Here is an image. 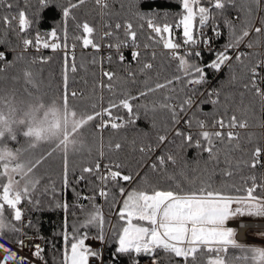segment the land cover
<instances>
[{"label":"trees","instance_id":"16d2710c","mask_svg":"<svg viewBox=\"0 0 264 264\" xmlns=\"http://www.w3.org/2000/svg\"><path fill=\"white\" fill-rule=\"evenodd\" d=\"M8 3L12 5L11 9L6 4L0 5V45L7 51L4 59L0 60V148L10 147L15 152V161L25 169L36 160L41 161L32 173L38 181L33 194L37 203L25 200L21 206L33 219L29 230L46 239L42 255L48 264H63L65 232L71 235L73 225H79L94 207L102 209L106 220L103 239L96 227L81 228L80 232L86 233V239L101 242L100 246L89 248L98 254L103 251L105 264H135L150 257L117 252V233L121 225L117 214L124 197L120 195L119 187L111 183L107 185L110 189L108 199L99 196L101 184L98 175L102 173L101 169L100 173L83 172L84 168H94L97 163H114L120 166L118 170L123 175L132 177L127 182L119 181V185L125 188V196L134 189L190 192L202 186L242 196L251 184L249 177L255 176L260 185L255 194L264 197V165L259 162L255 168L250 167L255 148L261 147L264 151V100L254 90L245 88L250 84L249 68L264 60V32L257 34L254 31L257 27L264 28V4L258 7L251 0H236L222 12L213 8L214 16L204 27L206 32L196 45L204 46L203 40L209 39L210 47H202L200 57H187L191 63L204 67L232 41L233 33L239 36L245 28L249 30V36L244 40L251 41L253 46L240 61L235 57L231 60L229 67L238 71L231 83L212 85L219 91L217 102L213 103L210 90H206L208 81L192 89L186 83L187 78L175 79L182 75L177 70L178 61L171 58L169 50L164 49L158 39H153L155 34L147 27V22L152 19L161 26L166 23L174 26L182 13L181 0H111L107 2L106 9H101L96 0H85L72 10L68 18L63 16V10L69 0H46L44 4L41 0H8ZM201 4L211 7L208 0H201ZM249 9H252L250 14ZM20 11L26 13L29 21L24 32H19L11 19L12 13L19 14ZM4 16L9 17L11 24L3 21ZM85 22L94 28L97 43L113 45L111 59L102 61L100 50L82 46L78 37L83 33L78 25ZM118 23L121 24L120 29L115 27ZM128 23L133 25L137 34L135 44L139 47V55L133 59L131 51H128L121 62L122 51L115 45L130 41L125 28ZM229 23L233 26L231 29ZM214 26L220 31L218 37L212 31ZM53 31L59 35L63 45H76L78 50L74 54L51 49L37 53L18 51L24 39L33 38L38 32L48 38ZM106 32L112 35L105 37ZM172 38L182 43V29L173 27ZM196 46L193 51H196ZM66 55L67 105L64 103ZM41 57L46 62H41ZM73 62L75 72L71 71ZM146 63L153 67L144 69ZM25 71L32 73L33 83L25 80ZM104 72L113 73V79L109 81ZM205 72L208 79L218 73L207 67ZM169 80L173 83L166 88L140 96L148 88H155L158 83L166 84ZM72 92L76 93L75 97ZM191 96L200 99L191 109L180 111L181 103ZM129 97H137L130 101L132 114L122 107L112 109L113 120L121 123L122 127L112 129L109 125L101 128V123L109 120L107 115L96 117L91 122L85 121L86 114L103 112L110 104L119 105L120 100ZM163 104L176 109L178 123L168 108L161 107ZM68 113L72 116L66 117ZM233 115L249 123V128L239 131V147L229 146L226 140L223 143L215 141V155L210 158L203 151L206 142L199 136L202 130L196 122L204 121L206 127H211L217 120H226ZM116 117L121 119L116 121ZM189 120L192 121L191 127L187 123ZM30 124L44 129L40 139L34 130H30ZM177 131L191 134L192 142L177 136ZM57 132L61 133L62 139L64 132L71 134L70 142L65 144L56 136ZM160 136L165 137L163 142ZM197 140L202 141L201 147H197ZM117 143L121 145L118 150L114 148ZM236 143L234 141L233 145ZM65 148L66 158L63 154ZM141 148L145 151H140ZM169 155L174 157L175 163L167 161ZM161 156L166 160L164 166L158 162ZM2 163L4 160L0 159V167ZM154 163L157 164L156 169L151 167ZM115 166L113 170H117ZM228 171L233 174L227 176ZM20 179L23 185V178ZM4 215L5 220L12 219L7 208ZM3 237L15 242L21 234L5 231ZM239 245L241 247L229 248L228 264H264V256L252 251L262 247L247 243ZM155 255L160 264H185L182 258L170 259L163 250H157ZM206 259L207 253H197L195 264H206ZM189 264H192L191 258Z\"/></svg>","mask_w":264,"mask_h":264},{"label":"snow or ice","instance_id":"6c2138e0","mask_svg":"<svg viewBox=\"0 0 264 264\" xmlns=\"http://www.w3.org/2000/svg\"><path fill=\"white\" fill-rule=\"evenodd\" d=\"M85 0H69L67 7L63 10V16L68 18L72 15V10L78 8L80 4H83ZM46 3V0H41V4ZM96 3L101 9L107 8V0H96ZM182 13L180 14L175 25L164 24L163 26L155 23L153 20L147 22V27L154 33L153 39H158V42L162 43L164 49L169 50V54L173 60L178 61L177 70L182 73L181 76L175 77L176 80L186 79L188 85H200L205 81L206 72L205 67L211 68L216 71H220L222 66L229 62L232 57L228 55V49L232 47H238L244 38L249 36V30L245 28L242 30L241 35L236 36L233 33L232 41L225 47L223 51L216 53V57L208 65L201 67L196 63H191L187 57L194 55L200 57V51H193V47L201 42V37L204 36L203 28L208 25L209 20L214 16L212 9L221 10L226 9L229 4H235L236 0H208V4L211 7H205L201 4V0H181ZM252 4L258 7L264 4V0H251ZM6 4L9 9L12 5L8 3V0H0V5ZM243 10V9H242ZM252 9H249V14ZM13 16L11 19H16ZM3 21L7 24H11L9 17H2ZM19 30L25 31L29 25V21L24 11H20L18 14ZM198 21V23H197ZM81 28L83 35L78 37L82 41L84 48L91 47L92 49L99 51L101 45L94 39V28L87 22L82 25H78ZM116 29L121 28V24L115 25ZM173 27L182 29L183 43L176 42L172 38ZM233 26L229 23V28ZM126 34L133 42L136 40V32L133 31V25L128 23L125 25ZM212 31L217 37L220 35L218 27H213ZM257 34L264 32V28L257 27L254 30ZM53 38L50 42L48 39H42L37 35L35 41L31 39H24L23 44L25 48L29 46H35L37 50L40 48L56 50L61 47V44L56 39V32H52ZM105 37L112 35L110 32H106ZM203 43L210 45L209 39H204ZM252 42L248 43V47H252ZM65 47H67L65 45ZM74 47V45H73ZM113 47V45H108ZM119 49L120 45H115ZM147 47V45H145ZM185 48V52L180 54L179 50ZM139 55L138 52H133V59ZM242 55V54H241ZM241 55H237L235 59L241 60ZM120 60L123 62L124 56L120 55ZM4 59V53H0V60ZM111 59V57H109ZM41 62H46L45 58H40ZM35 62V61H33ZM95 62V60H93ZM264 66V61H258L255 65L249 68L250 71V84H246L245 88L248 90H254L255 94L264 100V89L258 87L257 77L260 73L258 69ZM152 64L146 63L144 69H151ZM67 55L65 56V94L64 103L67 105ZM71 71H76V65L73 62L71 65ZM103 75L108 78L109 81L113 79V73L104 72ZM132 76V73H129ZM25 80L29 83H33V76L30 71L24 72ZM173 81L169 80L166 84H156L155 88H148L145 92H141L140 96H145L148 93L156 91L160 88H166L168 84H172ZM111 88V85H108ZM215 93H210L213 95ZM73 97L76 96L75 92H72ZM137 99V97H129L122 99L119 105L110 104L108 108H105L103 112H94L92 114H86L85 121L91 122L96 117L107 115L109 117L108 122L101 123L100 127L105 128L110 125L112 129H118L123 125L115 122L112 118V109L116 107H122L127 110L129 114L133 113V105L131 100ZM216 103V101H213ZM193 100L191 97L185 99L180 105V111H187L192 108ZM161 107L168 108L172 113V118L177 123L178 114L176 109L169 104H163ZM120 117H116L115 120H120ZM131 122V121H129ZM188 126H192V121L189 120ZM198 127L202 130L199 136L202 137V141L206 142V147H203V151L209 154L212 158L214 153L215 141L221 143L227 141L229 146L239 147L240 133L237 129H244L248 127L247 121L238 119L236 115L227 119V122L221 118L216 121L215 126L220 130L210 132L206 129L204 121L196 122ZM228 129L227 131H224ZM177 136H182L185 141L192 142V135H184V133L177 131ZM160 141H164L165 137L160 136ZM202 141L197 140V147L202 146ZM237 142L233 145V142ZM119 143L115 144L116 150L120 149ZM140 151H145L141 148ZM262 149L256 147L252 154V163L250 167L255 168L261 159ZM65 158L67 157V149L63 151ZM103 155V153H101ZM167 161L175 163L174 157L169 155ZM40 160H36L31 163L26 169L23 165L18 166L19 176L23 178L22 187L19 185V180L16 177H10L7 174V169L0 167V239L3 238L5 231L18 232L21 236H26L23 232L22 225L23 210L21 208L22 201L27 200L30 203H37L33 200V194L37 186V180L32 175L33 169L40 164ZM160 166L166 164V160L163 156L158 158ZM117 170H112L111 167L106 166L107 172L100 173V164H95V167L84 168L83 172L86 173H100L98 180L101 187L99 188V196L105 200L110 195V189L107 188L108 184H112L114 187H119V193L124 197L122 207L117 214L118 220L121 222L120 230L117 233L118 239V253H135L137 255L144 254L152 258V264H159V261L155 255L157 250H163L169 254V258H182L185 264H189L191 258L192 264H195L197 253H207L206 264H228V250L233 247H241L239 243L234 239L235 230L232 227H228L227 224L230 220L239 217H253L264 218V197L257 196L256 190L260 185L256 182V177L251 176L249 180L251 184L245 189V194L242 196H233L225 194L220 191L211 190L210 187H201L198 190L190 192H177L173 190H153L152 192L144 190H132L127 192L125 196V188L119 185V181H130L132 177L130 175H123L119 171V165L115 166ZM153 169L157 168V164H152ZM231 171L226 172L227 176H231ZM83 178V177H81ZM114 198V197H113ZM66 207V206H65ZM8 209L12 213V219L5 220V209ZM135 221V222H134ZM106 223L103 211L99 207H94L92 211L85 214V219L79 225H73V231L71 235L67 232L64 234L65 249H64V261L63 264H89L90 257L98 256V253L91 250L86 246L85 240L87 238L86 233L81 234L80 229L96 227L103 239V227ZM29 225L31 226L30 222ZM17 246L24 247V241L17 239L15 241ZM32 249V255L43 259V249L38 245H28ZM0 251H3L5 255L0 259V264H28L25 257H21L17 252L12 251L11 247L4 242H0ZM253 253L259 256H264V249L254 248Z\"/></svg>","mask_w":264,"mask_h":264},{"label":"built area","instance_id":"2783aa9c","mask_svg":"<svg viewBox=\"0 0 264 264\" xmlns=\"http://www.w3.org/2000/svg\"><path fill=\"white\" fill-rule=\"evenodd\" d=\"M108 1H111V0H107V2ZM13 16L17 17L16 19H13V20L15 21L17 30L19 32H21L19 30L18 14L17 13H12L11 18ZM203 32L205 34V32H206L205 28H203ZM37 35H39L42 39H48L50 42L53 39L51 36L46 38L41 32H38L33 38L30 37V38H27V39H31V40L35 41ZM56 39L61 44V47L56 49V50H58V51L63 50V51H66V52L68 51L71 54H74L78 50V47L76 45H74V47H73V45L71 47H68V46L65 47V45L62 44L61 38L59 37L58 34H56ZM248 43H249L248 40L245 39L238 47H235L230 52H228V55H230L232 57V59H233L237 55H241L242 54L241 58H243L244 54L247 53L252 48V47H248ZM202 47L203 48H208V47H210V45H208V46H206L205 44H204V46L198 45V46L195 47V50L196 51H201ZM89 48L92 49L91 47H89ZM48 49H51V48H48ZM48 49L40 48L39 50H37V48L35 46H29L28 48H25V46L23 44V41H22L21 46L19 47L18 51H20V52L37 53V52L46 51ZM138 49H139V47L131 39H130V41L127 44L120 45V47H119V50L122 51V55L124 56V58L127 57L128 51H131V54L133 55V52H137ZM99 50L102 53V61H107L109 59L110 55H111V48L108 47V45L103 44V45H101ZM184 51H185V48H181L179 50L180 54H182ZM0 53H4V56L7 53V51L1 45H0ZM231 60L229 62H227L224 66H222L221 70L218 71L217 75L214 78H209V79L207 77L205 78L204 82H206V81L209 82L206 90H210V93H215V94L212 95V102L213 101L217 102V97L219 96V91L217 89L213 88L212 85H221V86L227 85V84H229L230 81H232L233 77L235 76L236 69H232V68L229 67ZM258 71L260 73L259 78H258V82H257L258 83V87H260L261 89H264V66H262L260 69H258ZM231 75L232 76L234 75V76L232 78H230ZM204 82H202L201 84H203ZM198 86L199 85H189V87L192 88V89H195ZM191 98L193 100V105H192V107H193L198 102L200 97H195V96L192 97L191 96ZM225 121L227 122V119ZM263 123H264V121H263ZM215 124H213L211 127H206V128L209 129L210 131H213V132L217 131V130H220L218 127L215 126ZM247 124H248V127L244 128V129L249 128V123L247 122ZM227 130L228 129H225L224 131H227ZM241 130H243V129H237V131H241ZM260 163L264 165V151L263 150H262V153H261ZM106 166L111 167L112 170H113V167L115 166V164L114 163L106 164L104 162H101L100 163V169H101L102 173L106 174V172H107ZM21 208L23 210L22 206H21ZM23 220H24V223L22 224V228L24 229L23 232L26 233V236H21L20 239H22L24 241V245H25L24 247L20 248V247L17 246V243L11 242V241L5 239L4 237L2 239H0V242H4L7 245H9L11 247L12 251L17 252V254L19 256L25 257L27 259V261H28V264H48L44 260V258L40 259V258H37V257L33 256L32 255V249L30 247H28V245H36V244H38L43 249L44 246H45V243H46L45 237L44 236H38V235H36L35 233H33V232H31L29 230L30 227L33 224V219L30 216V214L25 212L24 210H23ZM237 221H238V223H235ZM29 222H30L31 226L29 225ZM235 222H234V224L237 227L238 232H239V229L241 227H245L246 228V233H247V230H249L251 228L264 229V219L241 218V219L236 220ZM237 237H238V233H237ZM238 239H241V238L238 237ZM254 245H256V244H254ZM258 245L260 247L264 248V244H257L256 246H258ZM4 255H5V253L3 251H0V259H2ZM42 257H43V255H42ZM157 259L159 261L158 257H157ZM89 264H105L103 251H102L101 254H98V256H96V257H90ZM135 264H152V258L149 257V258H145V259L139 260Z\"/></svg>","mask_w":264,"mask_h":264},{"label":"rangeland","instance_id":"374dc122","mask_svg":"<svg viewBox=\"0 0 264 264\" xmlns=\"http://www.w3.org/2000/svg\"><path fill=\"white\" fill-rule=\"evenodd\" d=\"M237 72L235 73V76L233 77L232 75L230 76V78L233 77L232 81L235 79L236 75H237ZM230 81V80H229ZM231 83V81L229 82ZM228 85V84H227ZM72 116V114H69L66 115V117L68 116L69 117ZM30 130H34V132L36 133V136L37 138H41L44 134V129H41L39 128V125L33 127L31 126L30 124ZM29 131V132H31ZM56 136L58 138H60L61 140H64L65 144H67V142H70L71 140V134H68L66 132H64V139H62L61 137V133H56ZM0 159H3L4 160V163H2V166L3 168L7 169V174L8 176L10 177H16L17 180H19V185L22 187V184H21V179H20V176H19V173L17 171L18 169V166H20L21 164L18 163L16 160V155H15V152L11 151V148L8 147L7 145H5L3 148H0ZM239 218H248V219H264V218H253V217H248V216H244V217H239ZM239 218H236V219H233V220H230L227 224L228 227H232L234 230H235V236H234V239L236 240L237 243H241V244H264V229H259V228H251L249 230H247V235L248 237L245 238V239H238L237 237V233H238V229L237 227L235 226L234 224V221L239 219ZM135 222V221H134ZM87 247H89L90 245H87ZM259 246V245H258ZM260 247V246H259ZM264 249V248H263Z\"/></svg>","mask_w":264,"mask_h":264},{"label":"crops","instance_id":"0c3cea01","mask_svg":"<svg viewBox=\"0 0 264 264\" xmlns=\"http://www.w3.org/2000/svg\"><path fill=\"white\" fill-rule=\"evenodd\" d=\"M239 219H241V218H239ZM237 220H238V219H237ZM235 221H236V220H235ZM235 221H234V222H235ZM85 244L90 245V246L97 247V246H100V245H101V242L98 241V240H95V239H91V238H89V239H86V240H85Z\"/></svg>","mask_w":264,"mask_h":264},{"label":"bare ground","instance_id":"6f19581e","mask_svg":"<svg viewBox=\"0 0 264 264\" xmlns=\"http://www.w3.org/2000/svg\"><path fill=\"white\" fill-rule=\"evenodd\" d=\"M235 223H238V221L235 222ZM248 223H249V222H248ZM248 223H247V224H248ZM245 224H246V223H245ZM238 237L241 238V239H244V238H247V237H248V235H247V233H246V228H245V227H241V228L239 229Z\"/></svg>","mask_w":264,"mask_h":264}]
</instances>
